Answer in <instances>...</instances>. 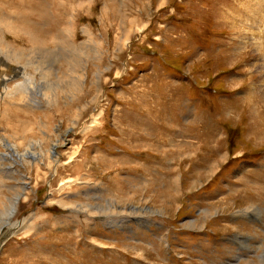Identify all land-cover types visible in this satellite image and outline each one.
<instances>
[{"label": "rangeland", "instance_id": "1", "mask_svg": "<svg viewBox=\"0 0 264 264\" xmlns=\"http://www.w3.org/2000/svg\"><path fill=\"white\" fill-rule=\"evenodd\" d=\"M254 6L0 0V22L9 13L25 33L0 34L21 50L0 60V89L23 77L28 86L2 106L0 139L46 164L55 150L60 162L56 176L52 165L1 164L0 264H264V20L247 17ZM16 128L31 133L18 140ZM68 177L92 187H61ZM61 201L91 203L83 210L107 221L69 216Z\"/></svg>", "mask_w": 264, "mask_h": 264}, {"label": "bare ground", "instance_id": "2", "mask_svg": "<svg viewBox=\"0 0 264 264\" xmlns=\"http://www.w3.org/2000/svg\"><path fill=\"white\" fill-rule=\"evenodd\" d=\"M254 2H255V8H256V10H257V12H258V16L256 15V10H255V8H249V11H248V15H247V17H251V18H256V17H259V18H261V19H263L264 20V13H263V10L261 9V5H262V0H254ZM23 14H25V13H23ZM28 14H29V11H28ZM242 15L243 14H237V18L238 19H241L240 17H242ZM245 15V16H246ZM12 17L13 16H11V14H9L8 13V15L7 16H5L4 18H3V20L1 19V22H0V34H1V32L2 33H4L3 34V36H8V37H10V38H12L13 40H14V42L15 41H17L19 38H22V35H25V33H23L22 31H20V33L17 31L18 30V27L17 26H15V25H13V21H12ZM28 18V17H27ZM25 20H26V18H24V22H25ZM260 20V19H259ZM258 20V21H259ZM257 21V19H254V22H256ZM19 26V25H18ZM28 28H29V26H28ZM86 29H88V28H86ZM140 30H142V29H139V31ZM85 31V30H84ZM28 36H30V34H27ZM87 35V34H86ZM129 43V39L126 37L125 39H124V42H123V44L124 45H127ZM0 60H3V59H6L7 58V60H5V62H7L8 64H13L11 61L13 60L14 61V59L15 58H19L20 56H21V50L20 49H18L17 48V46L15 45V44H8V43H6V41L4 42V41H2V38H0ZM90 45V44H89ZM2 62V61H1ZM0 62V65H2V63ZM8 64H6V66L8 65ZM74 64V63H73ZM39 66H36V69H37V71L40 69V68H42V65L41 64H38ZM5 66V67H6ZM10 66V65H9ZM44 67V66H43ZM9 68V67H8ZM45 68V67H44ZM44 68H42V69H44ZM10 69H11V67H10ZM19 69L20 68H18L17 70H14V71H17V73L15 74V73H13V70L12 71H10L9 73L7 72V73H4V74H2V75H5V76H12V77H16L17 75H18V72H19ZM70 70V69H69ZM2 72L4 71V69H2L1 70ZM1 71H0V73H1ZM40 71H41V69H40ZM73 71V70H72ZM39 72V71H38ZM42 72H45V71H42ZM1 75V76H2ZM82 76V75H81ZM73 77V76H72ZM79 79H80V83H82V81H83V77L82 78H80L79 77ZM26 81V77H23V79H22V82H21V84L22 83H24ZM62 82H64L65 80H61ZM60 81V82H61ZM263 81V80H262ZM21 84H16V87H13V86H11V87H3L2 89H0V94H1V98H2V104H1V107H0V112H4V110H3V107L2 106H7L8 105V103H9V97H11V96H13V95H16V96H20L21 98H26L27 97V93H26V89H28V86L27 87H25L24 88V86L23 85H21ZM18 85V86H17ZM260 87H262V86H260ZM62 87H61V84L59 83V82H57V84H55V86L54 87H52V89H54V90H56V91H58V90H60ZM30 89V88H29ZM31 90V89H30ZM77 91H78V89H77ZM80 92V91H79ZM62 93L66 96V91L64 90V89H62ZM29 94V93H28ZM46 94V93H45ZM44 95V94H43ZM50 96V95H49ZM43 97V96H42ZM41 97V98H42ZM46 97H48V96H46ZM55 97V96H54ZM54 97H53V99H54ZM50 98V97H49ZM20 99V98H19ZM52 99V100H53ZM65 99V98H64ZM21 100V99H20ZM19 100V101H20ZM28 100H29V102L32 100V103L33 102H35V100H34V98H31V96H29V98H28ZM51 100V101H52ZM72 100V99H71ZM46 102H47V104L48 105H50L51 103V101H48V100H45ZM68 101V100H67ZM20 103V102H19ZM25 103V102H24ZM31 102L30 103H26V104H30L31 105V107H35L33 104H32ZM37 103V102H36ZM47 104H46V107H47ZM40 105V104H39ZM30 107V106H29ZM28 107V108H29ZM14 108H16V109H18V111L20 112V113H22L23 114V112H22V110H21V107H14ZM41 108V107H40ZM40 108H38V109H40ZM79 108V107H78ZM37 109V110H38ZM42 109H43V107H42ZM96 109V108H95ZM94 109V110H95ZM100 109V108H99ZM98 109V110H99ZM32 110V109H31ZM82 110V109H81ZM8 112V111H7ZM18 112V113H19ZM39 112V111H38ZM81 112V111H80ZM79 112V113H80ZM92 112V111H91ZM16 114V115H11L16 121H20L21 120V118H22V116H21V114ZM25 113V112H24ZM9 114V113H8ZM32 114V113H31ZM3 115V114H2ZM97 115V114H96ZM10 116V117H11ZM94 116V115H93ZM3 117V116H2ZM5 117V116H4ZM9 117V116H8ZM9 117V118H10ZM7 118V117H6ZM5 118V119H6ZM92 118V117H91ZM75 119V118H74ZM78 120V119H77ZM84 120V119H83ZM74 121H76V119L74 120ZM42 122V121H41ZM99 122V121H98ZM20 123V122H19ZM29 123V122H28ZM43 123V122H42ZM14 124V123H13ZM18 124V123H17ZM45 124H47V123H45ZM72 124V123H71ZM96 124V119L95 118H92L91 120H90V122L88 123V125H83L82 126V130L81 131H84V129H87V128H91L93 125H95ZM1 125V124H0ZM12 125V124H11ZM2 126V125H1ZM4 126V125H3ZM16 126H18L19 127V125H16ZM6 127V126H5ZM32 127V126H31ZM43 127V126H42ZM33 128V127H32ZM13 129H14V127H13ZM35 130V129H34ZM47 130V129H46ZM56 130V129H55ZM12 131V130H11ZM15 131L16 132H12L13 134H14V136H16V137H14L15 139H18V140H22L23 138L25 139V137L27 138V136L31 133L30 131V129H27V130H25V129H18V128H16L15 129ZM44 131V130H43ZM68 132V131H67ZM12 135V134H11ZM64 135V134H63ZM6 137V136H5ZM8 138V137H7ZM29 140V139H28ZM23 142V141H22ZM31 143V142H30ZM0 144H1V146L3 147H1L2 148V150L3 151H0V166H1V164H3V161L4 160H9L10 162H12V164H10V165H15V164H20L21 166H24L25 164L24 163H28V164H32V166H33V169H34V166L36 167V173H38V169H39V167H38V165L40 164H45V166L46 167H49L50 165H52V168H54L53 169V175L54 176H56L57 174H58V167H57V165H58V163H60L59 162V158L56 156V154H57V152L54 150V151H52V157H53V159H50V161L48 162V164H46L45 163V159H43V157L46 155V154H43V153H35V152H32L31 150H29L31 147H30V145L29 146H27V147H25V148H19V146H18V144L17 143H15L14 141H12V140H9V138L8 139H0ZM29 144V143H28ZM59 144V143H58ZM62 144V143H61ZM20 145V144H19ZM75 154V153H74ZM56 156V157H55ZM76 156V155H75ZM50 158H51V156H50ZM69 158V157H68ZM73 160V159H72ZM67 162H63V164L62 165H67V163L70 161V159L69 160H66ZM12 167V166H11ZM14 167V166H13ZM77 167V166H76ZM212 170V169H211ZM81 175V174H80ZM63 180V179H62ZM68 182H75V183H78V184H82V185H84V188L86 189V190H89L92 186V184H91V181L88 179V178H84V177H79V178H71V177H68L65 181H63V182H61L59 185H61V187H62V185L64 184V183H68ZM94 184V183H93ZM66 185V184H65ZM67 186H69V185H67ZM70 187V186H69ZM76 187H78V186H76ZM89 193L91 192V191H88ZM87 195V194H86ZM87 196H89V197H92L91 195H87ZM17 198V197H16ZM62 200H64V199H62ZM66 201V200H65ZM11 204H12V207L10 208V209H7V210H5V212H2V215H5V216H12L13 215V211H14V208H13V202H11ZM58 204L61 206V208L63 209V211L64 212H66V213H68L69 214V216H72V215H75V216H77V214H78V212H82V218H84L85 220H88V219H91L92 217H93V219L94 218H97V220H100L101 219V221L103 220V221H107V219L105 218V217H102V216H104V215H98L97 213H99V210H100V208H97L93 213H91V214H88L87 213V211L86 210H83V208L84 207H91V203H78V204H72V203H65V202H63V201H61V202H58ZM115 206V205H114ZM130 206V205H129ZM115 208V207H114ZM61 209V210H62ZM127 208L126 207H124L123 209H121V214H127V212L125 211ZM130 209V207L128 208V210ZM136 208L134 207L133 209L131 208V210H135ZM137 210V209H136ZM143 210V209H142ZM244 211L242 212L241 210L240 211H237L236 212V214L237 215H239V217H245V215L247 214V210H249L248 208H244L243 209ZM63 212V213H64ZM95 212H96V214H95ZM62 213V214H63ZM106 213V212H105ZM100 214V213H99ZM65 215V214H64ZM127 215H129V212H128V214ZM138 215V214H137ZM119 216V215H118ZM131 216V215H130ZM53 217H55V216H53ZM137 217V216H136ZM138 218V217H137ZM5 219V218H4ZM3 219V220H4ZM109 220H112V219H108V221ZM9 220H7V222H8ZM102 221V222H103ZM115 221V220H114ZM135 221V220H134ZM1 222H3V221H1ZM109 223H113V222H109ZM133 224V223H132ZM137 224V223H136ZM142 225V224H141ZM134 240V239H133ZM248 264V263H247ZM261 264V263H260Z\"/></svg>", "mask_w": 264, "mask_h": 264}]
</instances>
